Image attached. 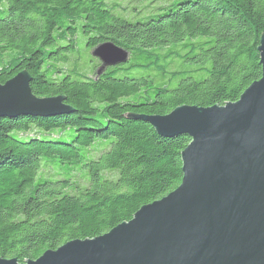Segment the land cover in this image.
I'll return each mask as SVG.
<instances>
[{
    "label": "trees",
    "instance_id": "1",
    "mask_svg": "<svg viewBox=\"0 0 264 264\" xmlns=\"http://www.w3.org/2000/svg\"><path fill=\"white\" fill-rule=\"evenodd\" d=\"M165 1L136 8L132 22L118 0H0V84L26 70L36 96L63 95L73 109L0 118V257L23 263L95 238L175 190L190 137L161 136L138 117L234 102L261 78L264 0ZM80 28L87 51L112 41L129 60L98 74L94 56L82 71ZM178 60L193 66L174 70ZM142 68L152 78L129 76ZM132 94L140 100H120Z\"/></svg>",
    "mask_w": 264,
    "mask_h": 264
},
{
    "label": "water",
    "instance_id": "2",
    "mask_svg": "<svg viewBox=\"0 0 264 264\" xmlns=\"http://www.w3.org/2000/svg\"><path fill=\"white\" fill-rule=\"evenodd\" d=\"M258 52L262 76L237 101L138 117L161 136L190 137L175 190L100 236L23 263L0 257V264H264V34ZM92 54L101 62L98 74L129 60L112 41ZM31 81L24 70L0 84V118L73 110L63 95L36 96Z\"/></svg>",
    "mask_w": 264,
    "mask_h": 264
},
{
    "label": "rangeland",
    "instance_id": "3",
    "mask_svg": "<svg viewBox=\"0 0 264 264\" xmlns=\"http://www.w3.org/2000/svg\"><path fill=\"white\" fill-rule=\"evenodd\" d=\"M117 1V0H115ZM121 2L126 3V5L128 4L131 8L132 14H133V19H130L132 22H135L136 20L140 19L141 16L139 14H137L136 8H142L144 6L149 5L153 0H118ZM165 0H156L157 5L158 4H162V2H164ZM167 1V0H166ZM165 1V2H166ZM177 0H174L173 2H175ZM172 2V3H173ZM76 44H77V52L72 55L74 56L73 59L76 58H81L82 59V65L79 67L82 69V71L89 73L93 70L94 66L99 62L93 55H92V51H87L86 47H87V39L84 36V34L82 33V30L80 28V30L78 31V33L76 34ZM71 57V56H70ZM58 67L65 71L67 69H71L72 67L69 66H73V62L70 60L67 63H58L57 64ZM193 66L192 63L190 62H183L181 60H178L174 63V70H179V69H187L189 67ZM130 77H144L146 79H150L152 78V71L151 70H147L145 68L142 69H134L130 72ZM153 86L151 85L149 86L151 90H153ZM146 87V86H145ZM148 90V89H147ZM153 91H148L147 94L148 95H152ZM123 102L126 101H130V102H137L140 100L139 95L137 94H132L130 96L127 97H123L122 99H120ZM40 132L38 131H30L28 133H19L18 131L14 130L12 132L13 135L18 136H28V135H38ZM41 134H44V132H41ZM60 135V133H53L52 137H58ZM63 140H69V138H63Z\"/></svg>",
    "mask_w": 264,
    "mask_h": 264
}]
</instances>
